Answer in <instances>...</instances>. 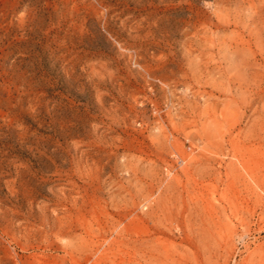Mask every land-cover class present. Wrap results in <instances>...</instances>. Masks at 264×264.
Masks as SVG:
<instances>
[{
  "label": "rangeland",
  "instance_id": "374dc122",
  "mask_svg": "<svg viewBox=\"0 0 264 264\" xmlns=\"http://www.w3.org/2000/svg\"><path fill=\"white\" fill-rule=\"evenodd\" d=\"M0 264H264V0H0Z\"/></svg>",
  "mask_w": 264,
  "mask_h": 264
}]
</instances>
